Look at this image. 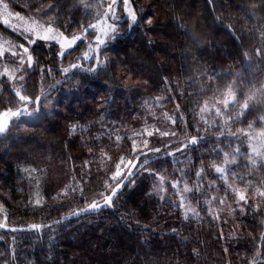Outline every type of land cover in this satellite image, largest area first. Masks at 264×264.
I'll use <instances>...</instances> for the list:
<instances>
[{
	"label": "trees",
	"instance_id": "16d2710c",
	"mask_svg": "<svg viewBox=\"0 0 264 264\" xmlns=\"http://www.w3.org/2000/svg\"><path fill=\"white\" fill-rule=\"evenodd\" d=\"M3 1L67 35L98 14L88 1ZM130 2L135 22L122 18L107 42L114 73L92 62L66 71L76 50L38 43L19 96L0 79V114L24 108L0 135V264H264V159L243 136L264 127V0ZM226 93L234 100L205 117V102ZM145 96L158 101L160 133L175 135L153 133L133 151L126 127L119 139L100 134L109 119L138 127ZM125 160L137 170L122 175L112 205L77 215L116 185L107 162ZM179 174L194 179L193 216L152 193L157 176ZM214 197L228 205L215 210Z\"/></svg>",
	"mask_w": 264,
	"mask_h": 264
},
{
	"label": "rangeland",
	"instance_id": "374dc122",
	"mask_svg": "<svg viewBox=\"0 0 264 264\" xmlns=\"http://www.w3.org/2000/svg\"><path fill=\"white\" fill-rule=\"evenodd\" d=\"M86 1L93 4L97 10V17L94 20L95 22L92 24L95 25V28H92L91 25L80 33L67 35L49 21L34 17H26L24 15L11 12L8 7L5 8L3 6L6 2L0 0V79H6L8 83H11V86L16 94L19 93L20 95L19 87L23 83L25 74L34 66V57L32 67L28 66L27 57L28 55L33 56L31 51L32 47L38 43H46L47 45L55 44L59 48L58 54L63 52V55L67 53L69 54L76 50V54L72 56L70 63L66 67V71L88 68V64L92 62V68L100 67L103 70H110L112 73H114L113 65H115V63L112 61L110 54L106 51L108 47L107 42L118 35L116 30L118 23L122 18L126 17L129 21H133L131 14L134 13L131 2L129 0L128 9L125 10L123 0H118V3L115 6V15L113 16L110 9L112 0H77L76 5H80L82 2ZM5 20H7L9 24L13 25L16 30L14 31L12 28L6 27L3 23ZM37 25H43L44 27L38 28ZM49 25L52 27V32L47 31V27ZM90 32L92 34H90ZM28 34H31L32 39L36 41L34 44L29 42ZM37 36H47L48 39L38 40ZM74 36H78L80 39L77 40L74 45L69 47V42ZM98 39L104 41V43L98 44ZM62 45L63 47H61ZM25 47L29 49L28 53L24 52ZM73 65H76V67H73ZM233 100L234 95L230 93H226L222 97L210 98L203 105L202 114L204 113L205 117L210 113L219 115L226 108L225 102H228V106V104ZM157 102V99L147 96L140 99L139 108H143L144 111L143 113H134L132 115V119H140V124L138 127L134 128L133 126H127L129 123L120 121L114 122L113 119H109L108 121L111 123V125L103 124L100 134H105L109 137H114L115 139L118 137L120 138L119 135L123 133L124 127H126V129L129 130L127 133L130 136V139H134L133 144L135 143L136 150L141 149V147H143V140H147L148 137L151 136L148 135V133H160V129L164 128L163 126H157L154 121V111L152 106H158ZM23 111L24 108H18L8 110L0 114V126H5L4 131L7 129L10 121L13 118H16ZM5 113H7V115H5ZM14 113L19 114L14 115ZM170 117L171 115L165 114L166 121L173 123V119ZM4 131L2 133H4ZM2 133H0V135ZM138 136H141L143 139L137 138ZM243 136L247 139V148L250 157L254 158L255 160L264 159V127L260 130H247L244 132ZM176 138L177 142L174 144V149L169 150L168 153H173V157L176 158L177 161V159L180 160L182 157V154H178L177 156V153L182 148H184V141L179 135H177ZM118 164H121L120 171L121 174L125 176L129 174L132 175L137 170V168L132 169V166L129 165L128 161L126 160L123 162H118ZM116 165L117 164H112L109 161L107 162V167L112 169L110 173L111 176L117 170ZM178 177V179L170 181L167 179V177H163L161 175L157 176L153 183L152 193L164 200L173 202L175 205L183 209L186 215L193 216L195 215V212L187 201L189 195L188 193H183V189L185 187L191 189L194 186V179L180 174ZM173 183L178 184L177 189L172 188ZM227 185L232 190L233 195H235V203L238 204L239 195H242L243 192L236 190L235 185L233 184L227 183ZM115 186L110 187L106 194H109L111 189ZM67 190L68 187H66L62 193H65ZM181 193H183L184 196L182 207L179 206L181 201ZM104 197L90 202L83 209H80L76 212H92L98 210L101 207L107 206L105 204ZM221 201L223 200L214 197L212 205L215 210L228 205L227 202L223 201V203H221ZM94 203L97 204L98 207L95 209L90 208V205ZM1 217L3 218L5 215Z\"/></svg>",
	"mask_w": 264,
	"mask_h": 264
},
{
	"label": "snow or ice",
	"instance_id": "6c2138e0",
	"mask_svg": "<svg viewBox=\"0 0 264 264\" xmlns=\"http://www.w3.org/2000/svg\"><path fill=\"white\" fill-rule=\"evenodd\" d=\"M209 2L214 4L215 0H209ZM117 3H118V0H112L111 5H110L111 14L113 16L115 15V6H116ZM123 5L125 7V10H127L128 9V5H129V0H123ZM3 6L5 8L8 7L7 3H4ZM131 18H132L133 22H135V19H136L135 14H131ZM3 23H4V25L6 27H10L14 31L16 30L15 27L13 25L9 24V22L7 20L3 21ZM37 27L38 28H43L44 26L43 25H37ZM91 27L92 28H95V25H92ZM47 31L48 32H52V27L50 25L47 27ZM21 34H24V33H21ZM28 38H29V42L30 43H33L34 44L36 42L35 40L32 39L31 34H28ZM37 39L38 40L39 39H48V37L47 36H37ZM79 39H80V37H78V36L72 37L71 40H70V42H69V47H71L72 45H74L76 43V41L79 40ZM192 39H193V42L194 43L197 41V36L195 35V33L193 34ZM97 43L98 44H103L104 41H101V40L98 39L97 40ZM61 47H63V45ZM28 51H29V49L27 47H25L24 48V52L25 53H28ZM60 54L63 56L64 53L61 52ZM260 54H264V53H261L260 51H258V55H260ZM27 63H28V66L29 67H32V64H33V56L32 55H28V57H27ZM73 67H76V65H73ZM92 70L94 71L95 69H92ZM17 95H19V93H17ZM20 100H22V101H28L29 98L27 96H20ZM227 103L228 102L226 101L225 102L226 107H227ZM245 107H247V105H245ZM18 114L19 113H14V115H18ZM5 115H7V113H5ZM173 123H175V121H173ZM249 127H251V125ZM4 129H5V126H0V133H2L4 131ZM170 134L171 135H175V132L173 131L172 133H169V132H161L160 133V135H162V136H167V135H170ZM148 135H152V133H148ZM117 139H119V137ZM191 143L195 144L196 143V139H193L191 141ZM145 146H147V142H145ZM135 150H136V145L134 143L133 144V151H135ZM153 151L159 152L160 149H154ZM237 151H239V149H237ZM129 164H131V161H129ZM116 169H117L116 172L110 178L112 181H116V186L114 188H112L111 191H110V193L109 194H106L105 197H104L105 204L106 205H109V206L112 205V203H113V197H115L117 195V193H118V191H119V189L121 187L122 180H123V177H122V174H121V171H120L121 164H117L116 165ZM215 171H216V173H218L220 175V177H223L224 176V173L227 172L228 170L226 168L216 167L215 168ZM197 176L198 177H201V173L200 172H197ZM172 188L173 189H177L178 188V184L177 183H173L172 184ZM191 191H194V190L193 189H190V188H187V187H185L183 189V193H189ZM183 193H181V201H180V204H179V206H181V207L183 206V202H184ZM261 194L264 195V193H261ZM239 200L240 201H243L245 204L247 203V200H246V198H245L244 195H239ZM221 203H223V201H221ZM97 207H98V205L95 204V203L92 204V205H90V208H92V209H95ZM76 214L79 215V213H76ZM262 240H264V237H262Z\"/></svg>",
	"mask_w": 264,
	"mask_h": 264
}]
</instances>
